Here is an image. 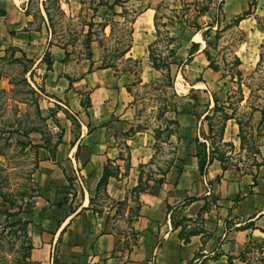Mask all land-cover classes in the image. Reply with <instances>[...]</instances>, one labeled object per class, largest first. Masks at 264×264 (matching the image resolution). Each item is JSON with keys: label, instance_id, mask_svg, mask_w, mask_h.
Here are the masks:
<instances>
[{"label": "crops", "instance_id": "0c3cea01", "mask_svg": "<svg viewBox=\"0 0 264 264\" xmlns=\"http://www.w3.org/2000/svg\"><path fill=\"white\" fill-rule=\"evenodd\" d=\"M32 1L0 0V50L33 61L37 106L48 125V137H34L31 144L38 158L36 195L24 215L33 263L264 264V163L245 172L211 157L199 172L197 143L213 149L211 110L219 100L212 88L220 84L204 54L202 32L184 34L182 46L172 48L169 67L182 63L174 77L183 82L182 94L175 88L156 130L139 129L130 71L102 67L91 54L70 61L68 50L51 40L46 0H37V26ZM227 1L228 16L245 13L240 0ZM149 20L154 27V16ZM147 54L141 60L148 62ZM126 55L135 59L133 46ZM241 66L240 60V75ZM224 109L219 110L229 119H222L219 142L234 144L229 135L235 125ZM158 135L172 150L163 168L154 160ZM106 169L101 191L116 206L99 214L93 201ZM116 214L129 233L116 226Z\"/></svg>", "mask_w": 264, "mask_h": 264}, {"label": "rangeland", "instance_id": "374dc122", "mask_svg": "<svg viewBox=\"0 0 264 264\" xmlns=\"http://www.w3.org/2000/svg\"><path fill=\"white\" fill-rule=\"evenodd\" d=\"M240 1L244 3L243 12L251 14L257 5L255 14L241 24L235 23L238 15L230 17L226 13V3L230 4L227 0H46L43 6L51 40L68 50L70 61L91 54L102 67L130 71L134 81L129 91L139 129L156 130L175 93L182 94L183 82L180 77L174 78L182 63L169 67L172 48L182 46L184 34L204 33L209 43L207 51L220 76V84L212 88L219 100L217 111L211 110L213 149L207 152L205 148L204 153L248 172L264 163V4L260 0ZM59 2H68L69 6ZM29 10L33 24L40 25L37 0L32 1ZM142 12L141 19L132 26L133 16ZM154 15L157 29L141 22ZM128 46H133L135 59L124 54ZM147 50L148 62L141 60ZM234 57L242 62L240 76L234 73ZM140 63L144 64L143 70ZM32 64L13 49L0 50V264H34V259H26L30 227L23 221L27 222L24 214L36 195L33 174L38 158L27 143L32 144L34 137L47 138L48 125L38 110ZM153 66L161 71L160 76L148 71ZM36 82L42 93L40 81ZM221 107L232 118L230 124L235 125L234 133L229 135L234 144L219 142L224 117ZM158 139L154 160L156 164L162 162L163 168L172 150L161 145L162 136ZM101 190L93 201L99 214L116 206L105 199ZM113 218L119 221L116 226L129 233L124 220L117 214Z\"/></svg>", "mask_w": 264, "mask_h": 264}, {"label": "trees", "instance_id": "16d2710c", "mask_svg": "<svg viewBox=\"0 0 264 264\" xmlns=\"http://www.w3.org/2000/svg\"><path fill=\"white\" fill-rule=\"evenodd\" d=\"M118 0H116V2H117ZM114 5H115V3H114ZM249 14H251V12H245L242 16H239V17H236L235 18V23L236 24H239V22L242 20V19H244L247 15H249ZM138 14H136L135 16H133V18H132V20H131V25H133L134 24V21H135V18H136V16H137ZM156 19H157V16L156 15H154V28L155 29H157V27H156ZM132 33H133V29H131V31H130V35H132ZM202 37H203V39L206 41V35L204 34V33H202ZM206 44H207V46H208V42H206ZM130 47L131 46H128V49L124 52V54H126L128 51H129V49H130ZM151 47V46H150ZM260 49H262L263 48V46L261 45L260 47H259ZM195 49V46L194 47H192V50H194ZM149 54H151L150 53V48H149ZM204 54H205V56H206V59L208 60V62H209V67L212 69V70H214L215 72H218L219 71V69H218V66H216L215 65V63H214V61L212 60V58L210 57V55H209V53H208V51L206 50V51H204ZM90 54H88V59H90ZM260 58H261V54L259 55V61H260ZM258 61V62H259ZM240 65V60L238 59V58H236V57H234V63H233V66H234V69H235V75L236 76H240V73H239V71L237 70V68H238V66ZM153 68L155 69V70H157V71H159V69H158V67L157 66H153ZM214 111H217V106L215 105V107H214ZM205 119H207V117L205 118ZM224 119L225 120H227V119H229V118H227V116L225 115L224 116ZM222 130V129H221ZM220 130V131H221ZM21 144L23 145V143L21 142ZM26 145V144H25ZM25 145H23V146H25ZM27 145L29 146V147H31V148H34V146L33 145H31L29 142L27 143ZM205 148H206V145H205V143H197V158H198V167H199V172L201 173V174H203L204 173V171H205V167H206V165L208 164V162H209V159H211V158H208L206 155H205V153H204V151H205ZM221 163L223 162L222 161V158H220V157H216ZM108 176H109V174H108V171H107V169L106 170H104V172H103V175H102V178H101V180H100V182H99V185H98V190H100L103 186H105V184H106V181H107V179H108ZM23 225L24 226H27L28 225V222H25V221H23ZM31 249H32V247H31V245L29 244L28 245V254H27V256H26V259H29L30 258V251H31Z\"/></svg>", "mask_w": 264, "mask_h": 264}, {"label": "bare ground", "instance_id": "6f19581e", "mask_svg": "<svg viewBox=\"0 0 264 264\" xmlns=\"http://www.w3.org/2000/svg\"><path fill=\"white\" fill-rule=\"evenodd\" d=\"M144 24L146 25H150V20H149V17L148 18H143V21H142ZM144 26V25H143ZM146 27V26H145ZM144 29V28H143ZM197 40H199V37L197 36Z\"/></svg>", "mask_w": 264, "mask_h": 264}]
</instances>
